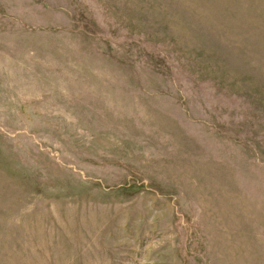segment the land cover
Returning <instances> with one entry per match:
<instances>
[{
	"label": "rangeland",
	"instance_id": "rangeland-1",
	"mask_svg": "<svg viewBox=\"0 0 264 264\" xmlns=\"http://www.w3.org/2000/svg\"><path fill=\"white\" fill-rule=\"evenodd\" d=\"M0 264H264V0H0Z\"/></svg>",
	"mask_w": 264,
	"mask_h": 264
}]
</instances>
